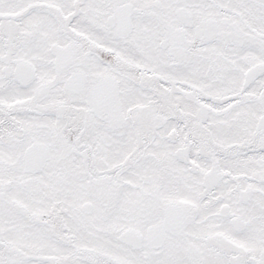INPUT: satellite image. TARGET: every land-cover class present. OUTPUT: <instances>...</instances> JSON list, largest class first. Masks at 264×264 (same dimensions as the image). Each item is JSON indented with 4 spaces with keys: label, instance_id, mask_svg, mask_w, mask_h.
I'll return each mask as SVG.
<instances>
[{
    "label": "snow or ice",
    "instance_id": "snow-or-ice-1",
    "mask_svg": "<svg viewBox=\"0 0 264 264\" xmlns=\"http://www.w3.org/2000/svg\"><path fill=\"white\" fill-rule=\"evenodd\" d=\"M0 264H264V0H0Z\"/></svg>",
    "mask_w": 264,
    "mask_h": 264
}]
</instances>
